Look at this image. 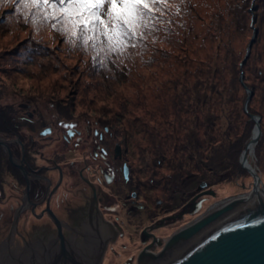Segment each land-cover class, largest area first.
I'll return each instance as SVG.
<instances>
[{
	"label": "rangeland",
	"instance_id": "obj_1",
	"mask_svg": "<svg viewBox=\"0 0 264 264\" xmlns=\"http://www.w3.org/2000/svg\"><path fill=\"white\" fill-rule=\"evenodd\" d=\"M120 1L125 2L104 0L107 15L92 29L83 21L94 26L96 17L86 18L76 8L52 6L46 13L45 2L37 8L36 0H0V139L9 143V149L0 144V233L7 234L14 207L21 205L15 200L16 187L22 186L15 175L21 177L16 160L20 143L29 146L32 163V141L48 143L41 153L55 157L67 171L58 202L72 210L81 207L83 198L76 193L82 184L69 166L74 161L79 167L81 158H76L84 152L62 146L55 130L64 132L68 123L81 128L108 124L123 152L118 164L128 162L132 183L118 192L123 199L115 198L118 216L108 215L119 221L123 234L101 264H124L130 258L137 264L144 245L151 242L143 235L147 227L161 241L147 250L158 253L173 232L215 201L250 190L242 184L249 186L253 176L241 165L257 124L249 113L259 118L261 135L251 161L264 182V0H162L166 4L145 17L149 26L154 23L150 28L143 24L144 15L136 13L148 0L137 7L128 2L123 11L114 7ZM250 4L254 10H249ZM55 8L65 14L59 22L51 19ZM129 12L128 26H122V15ZM257 27L251 55L242 67ZM130 29L143 39L113 54ZM27 113L35 119H26ZM48 126L53 139L43 140L38 132ZM48 175L55 179L52 171ZM116 186L120 188L122 180ZM229 186L234 190L224 194ZM205 190L215 195L206 193L199 211H186ZM132 191L138 196L133 203L139 206L129 213ZM125 197L127 208L121 202ZM173 213H181L180 218L158 224ZM31 220L19 224L25 228Z\"/></svg>",
	"mask_w": 264,
	"mask_h": 264
},
{
	"label": "flooded vegetation",
	"instance_id": "obj_2",
	"mask_svg": "<svg viewBox=\"0 0 264 264\" xmlns=\"http://www.w3.org/2000/svg\"><path fill=\"white\" fill-rule=\"evenodd\" d=\"M26 119L32 121L35 117L32 113H27ZM55 131L61 136L62 146L67 148L69 146H73V148L81 147L83 149L84 153L76 158L78 160L81 158V165L76 167L74 161H71L69 166L73 168V174H71L75 175V180L79 179L82 184V187H79L76 192L83 198L81 207L69 210L68 203L64 205L63 202H58V195L64 188L67 171H64L62 166H58L55 157H46L45 153H41L44 152V146L48 143L44 141L41 145L39 139L32 141L29 151H33V163L30 155L26 152L29 146L25 148L24 145L26 144L20 143V158L16 160L22 178L17 173L15 175L19 179L17 180L19 185L23 187L17 186L19 192L16 187L15 200L16 203L20 202L21 205L14 207L7 234L0 233V235H3L0 240V256L8 253L6 256L10 254L11 257L12 254L19 251L28 255L27 259L30 261L28 264H50L53 262L56 264H74V262L79 263L84 260L81 261L76 255L75 257L74 254L67 252L68 249H74V246L71 245L76 246V243L79 244L85 241L86 237H97L94 244L89 242L90 245L88 246H91L95 253L102 246L100 250L103 251L105 248V256L110 245L123 234L119 221H112L114 219L112 215L118 216L119 206L116 205L115 198L123 199L118 192L124 193V189L128 187L127 185L132 183V168L127 161L118 164V161H122L123 152L121 147L118 148L119 143L116 141L114 130L108 124L102 125L100 122H96L95 126L88 123L83 128L77 125L70 127L68 123V127L64 132L61 129ZM53 133L50 126L44 127L38 132L43 140L45 138L53 139ZM22 137L26 139L27 136L23 134ZM17 141H19V138H17ZM33 144L37 146L34 147ZM65 152L62 151L61 156L65 155ZM49 166H51L50 169H48ZM125 166L128 168V177L125 175ZM51 171L55 179L48 175V172ZM120 180H122V186L120 188L118 186L114 187ZM0 189L3 191L2 184H0ZM94 193H96L95 201H93ZM137 197V193L132 191L130 195L132 205L130 210H127L129 213L133 211L131 209L134 208V205L139 206L133 203V198ZM128 199L129 197H125L124 200H121L125 208L129 205ZM199 201H202L203 205L205 195L194 198V203L191 201L185 210H197ZM25 212L28 213V217L24 216ZM52 213L57 217V221ZM180 216L181 213L166 215L160 218L158 224H166L167 220H176ZM27 218L32 219L31 225L29 226L26 223V227L23 228L19 223ZM1 230L3 229L0 226ZM68 232L74 233L72 237L68 235ZM143 235L146 240L150 238L151 242L144 245L140 261L142 255L151 252L147 250L150 245L154 246L156 243L161 242L150 226L143 230ZM164 245L162 251L166 249V243ZM56 254V259H53L52 256ZM85 257L84 255L83 258ZM10 263L17 264L19 262L14 260Z\"/></svg>",
	"mask_w": 264,
	"mask_h": 264
},
{
	"label": "water",
	"instance_id": "obj_3",
	"mask_svg": "<svg viewBox=\"0 0 264 264\" xmlns=\"http://www.w3.org/2000/svg\"><path fill=\"white\" fill-rule=\"evenodd\" d=\"M257 33L255 28L246 58L255 42ZM250 94L247 102L251 98L252 92ZM250 116L256 120L257 124L253 137L241 155L242 167L247 169L254 179L249 186L242 184L244 189L250 188V194L237 196L236 199L213 210L210 207L211 211L208 209L199 219L191 221L173 232L166 242V249L163 251L152 254L147 252L148 254L142 255L140 261L141 252L137 264H264V197H260L262 187L259 186L262 183V178L257 170L248 163L247 156V149L250 145L253 144L255 149L261 135V128L259 118L253 114ZM0 144L5 145L4 140L0 139ZM118 148L120 149V146ZM9 157L13 161L11 152H9ZM125 175L128 177L127 166H125ZM205 186L206 183H202L200 188ZM208 192L215 195V191L205 190L199 192L195 198H199ZM95 197L96 193H94L93 201H95ZM201 206L202 201H199L196 211H199ZM52 215L57 221V217L53 213ZM73 234L68 232L70 237ZM95 239L97 237H86L85 241L76 243V246L71 245L74 246V249H68L67 252L76 255L81 261L84 260L79 263L74 262V264L102 263L105 248L102 251L100 250L101 246L95 253V250L88 246L94 244ZM6 255L0 256L1 264H11L10 262L14 260L19 262L17 264L30 262L27 259L28 255L24 252L18 251L11 257L10 254L9 257ZM84 255L85 258H83ZM56 256L57 254L53 255L52 258L56 259ZM132 259H128L124 264H132Z\"/></svg>",
	"mask_w": 264,
	"mask_h": 264
},
{
	"label": "trees",
	"instance_id": "obj_4",
	"mask_svg": "<svg viewBox=\"0 0 264 264\" xmlns=\"http://www.w3.org/2000/svg\"><path fill=\"white\" fill-rule=\"evenodd\" d=\"M141 0H125V2L123 1H120V2H115L114 3V7L118 8V9H121V11H123V7L128 3V2H131L132 4L135 3L136 7L139 6ZM246 1H256V0H246ZM44 3L43 5V9L47 11L53 6V7H57V8H62V9H65L67 10V7L68 8H76V9H79L81 11H83V13L85 14L84 16L86 18L92 16V17H96V19L94 20V26L92 24V21H90L89 23L88 22H84V24H89V26L92 28V29H95L96 26L98 25L101 17L104 15V13L106 12V15H107V11L109 10V8L107 9V11L105 10L104 8V0H36V7L38 8V4L39 3ZM166 3L163 2L162 0H148L147 2H143L142 5L138 8L137 12L136 13H140L142 15H144V21H143V24L145 26H148V28H150L152 25H148L149 22L145 19L146 15L147 16H153L154 15V12L155 11H159V9L164 6ZM49 6V7H48ZM249 10H254V5L250 4L249 5ZM38 14H43L44 16H47L48 19L49 16L38 10ZM132 13L129 12L128 14H123L122 15V19H123V22H122V26H128V21H129V18L128 16L131 15ZM54 15V16H53ZM83 16V14H80ZM105 15V17H106ZM38 17V16H37ZM65 17V14H59L57 9L55 8L53 11H51V19L53 22H59L60 20H62L63 18ZM237 17L238 18H241L242 15L240 14V12H238L237 14ZM255 17V16H254ZM253 17V19L255 20V18ZM81 19H83V17H80ZM151 19V18H150ZM253 20V21H254ZM49 21V20H48ZM51 22V21H50ZM181 25V24H180ZM183 27H186L185 24H182ZM255 29V28H254ZM257 31H258V27L256 28ZM190 30L192 31L193 30V27L191 26L190 27ZM141 34V33H140ZM139 34V35H140ZM137 34V31L135 29H130V30H127V33L125 35H123V37H121L119 40H118V43H121L123 44V46H115L114 49H112V53L113 54H122L124 52H126L128 50V48L132 45V44H135L136 42H139L140 40L143 39V36L140 35L139 36ZM113 36H115V33H113ZM258 36V34H257ZM175 42H178V41H175ZM186 42V40H184L182 43ZM254 46V44H253ZM252 46V48H253ZM252 48L249 52V55L248 57L246 58V55L244 57V59L242 60L241 62V66L244 67L249 56L251 55V51H252ZM248 52V51H247ZM246 58V60H245ZM245 60V61H244ZM244 72V70H242ZM242 72V74H244ZM263 72L260 70V74H262ZM245 82V81H243ZM246 83V82H245ZM248 86V85H247ZM247 99L248 97L246 98V102H247ZM251 98L248 100L247 104L245 103L246 106H248L249 102H250ZM249 116H250V113H249ZM251 117V116H250ZM251 140V139H250ZM249 140V141H250ZM249 141L246 143V146L247 144L249 143ZM246 146L244 147V149L246 148ZM243 149V150H244Z\"/></svg>",
	"mask_w": 264,
	"mask_h": 264
},
{
	"label": "bare ground",
	"instance_id": "obj_5",
	"mask_svg": "<svg viewBox=\"0 0 264 264\" xmlns=\"http://www.w3.org/2000/svg\"><path fill=\"white\" fill-rule=\"evenodd\" d=\"M5 142V147L6 148H8L9 147V143L7 142V141H4ZM249 144V143H248ZM247 144V145H248ZM9 149V148H8ZM255 149H254V147H253V144L252 145H250L249 146V148L247 149V156H248V163L252 166V167H254V163L251 161V156H253V154H254V151ZM256 167V166H255ZM254 167V168H255ZM261 176V175H260ZM259 186H261L262 188H261V194H260V197H264V182H263V179H262V183H260L259 184ZM232 190H234V187H231V186H229V187H226V189H225V192H224V194H228L229 192H232ZM250 190L249 191H247V192H244L243 194H241V195H239V197L240 196H242V195H246V194H250ZM237 198V196H232V197H230V195L228 196V197H226L225 199L223 198V199H221V200H217V201H215L209 208L211 209V210H213L214 208H217V207H219V206H221V205H223V204H225V203H227V202H229V201H231V200H234V199H236ZM204 203V202H203ZM208 208V209H209ZM207 209V210H208ZM209 209V210H210ZM210 210V211H211ZM202 214H203V212L202 213H200L197 217H195L192 221H194V220H196V219H199L200 217H202ZM204 215V214H203ZM153 253V252H152Z\"/></svg>",
	"mask_w": 264,
	"mask_h": 264
}]
</instances>
